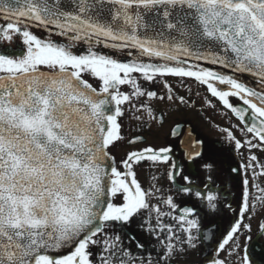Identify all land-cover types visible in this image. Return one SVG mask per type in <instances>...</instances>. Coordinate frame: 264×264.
Segmentation results:
<instances>
[{
  "label": "snow or ice",
  "instance_id": "6c2138e0",
  "mask_svg": "<svg viewBox=\"0 0 264 264\" xmlns=\"http://www.w3.org/2000/svg\"><path fill=\"white\" fill-rule=\"evenodd\" d=\"M169 77L230 110L238 123L221 131L237 150L264 147V0H0V264H193L206 249L198 264H264V223L245 222L264 207L256 155L228 176L201 152L193 170L168 147L117 158L126 113L156 119L134 98L187 104ZM145 164L166 167L145 183Z\"/></svg>",
  "mask_w": 264,
  "mask_h": 264
},
{
  "label": "flooded vegetation",
  "instance_id": "af4514ba",
  "mask_svg": "<svg viewBox=\"0 0 264 264\" xmlns=\"http://www.w3.org/2000/svg\"><path fill=\"white\" fill-rule=\"evenodd\" d=\"M167 79L172 85L175 95L177 97L184 96L187 104L179 103L178 99L172 102L166 100L159 101L157 99L149 100L146 96L139 98V100L134 98V104L137 107L141 101L151 106L156 119L150 118L145 109L136 111L135 108H131L126 113L123 118L126 140L115 150L118 159L128 150H139L146 146L156 148L168 147L171 149L169 155L172 161L189 170L195 168L196 162L192 161V157L197 152L203 153L204 158L213 155L221 173L225 176L235 175V173H229V169L246 163L247 159L252 155L257 156V161L254 163L257 171L260 170L259 164L264 162V147H257L251 150L245 147L237 150L234 144L226 139V133L221 131L224 128L233 130L231 129V125L238 123V120L232 115L230 110L224 108L217 98L212 97L205 86L199 85L189 78H184L183 81L181 78L169 77ZM138 82L141 83L142 87L147 88V90L156 91L158 96L166 93V90L161 85H151L143 80H138ZM122 90L132 91L127 85L122 86ZM230 102L237 106L240 105V102L236 98H231ZM125 107L128 106L126 105ZM137 115H140L142 119L137 120L135 118ZM161 116H163L162 121L160 120ZM235 134L238 137L240 136L238 131ZM137 136L142 139L138 140L135 144L127 143V140ZM186 138L192 139L190 149L186 148ZM197 159L199 160V158ZM164 167L166 166H160V170L157 171L155 167H149L148 164H145L140 170L139 178L146 183L150 179L151 174L160 175ZM244 175V170L241 168V179ZM247 175L249 178L251 177V169L248 170ZM257 183H259V180H257ZM228 184L231 186V181ZM240 188H242V184L237 185V191L233 192V196L238 195ZM251 192L254 196L260 194L255 188H251ZM235 207H237L236 204H234ZM234 215V212H229L227 216L222 215L217 220L220 232H224L228 228L230 218ZM245 222L251 223L253 233H255L259 224L264 223V207L257 204L254 218L251 221L245 219ZM209 251L210 249H206L204 253L193 254L190 259L193 264H198ZM256 251H259L258 247Z\"/></svg>",
  "mask_w": 264,
  "mask_h": 264
},
{
  "label": "water",
  "instance_id": "95a60500",
  "mask_svg": "<svg viewBox=\"0 0 264 264\" xmlns=\"http://www.w3.org/2000/svg\"><path fill=\"white\" fill-rule=\"evenodd\" d=\"M33 31L36 32L37 34L45 35V33L43 32L42 29L34 28ZM54 39L63 42V38H62V37H54ZM86 48H87L86 45H79L77 51H79V52H81V54H83V53L86 51ZM98 50H99L102 54L113 55L114 58L119 59V60H121V61H123V62H127V61H129L130 59L135 58V57H129V56H127L126 52L113 53L110 49H105V48H103L102 46H101ZM202 63H203V62H202ZM205 66L210 67V68H212V69H214V70H217V71L223 72V73H228V72H229V70H227V69H222V68H220L219 66H216V65H205ZM229 74H230V73H229ZM247 79H248L249 82L251 83V78L248 77Z\"/></svg>",
  "mask_w": 264,
  "mask_h": 264
},
{
  "label": "bare ground",
  "instance_id": "6f19581e",
  "mask_svg": "<svg viewBox=\"0 0 264 264\" xmlns=\"http://www.w3.org/2000/svg\"><path fill=\"white\" fill-rule=\"evenodd\" d=\"M217 86L220 87V88H225V86H221V85H217ZM191 143H192V139L191 138H186V141H185L186 148L190 149Z\"/></svg>",
  "mask_w": 264,
  "mask_h": 264
}]
</instances>
